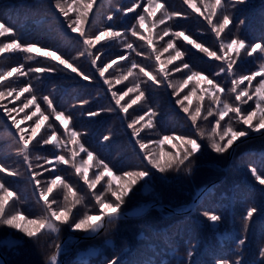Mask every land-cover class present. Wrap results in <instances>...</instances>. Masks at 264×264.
I'll list each match as a JSON object with an SVG mask.
<instances>
[{
	"label": "rangeland",
	"instance_id": "obj_1",
	"mask_svg": "<svg viewBox=\"0 0 264 264\" xmlns=\"http://www.w3.org/2000/svg\"><path fill=\"white\" fill-rule=\"evenodd\" d=\"M260 11L264 0H0L3 256L29 248L43 256L50 251L47 264H140L113 232L141 243L148 227L140 216L130 217L131 228L116 229L108 222L124 217L111 216L92 237L99 240L77 242L136 192L117 175L119 162L137 159L145 166L126 176L139 174L147 189L149 173L159 168L171 175L167 160L177 167L194 156L189 151L213 153L217 143L227 147L228 180L219 190L244 215L227 240L233 251L227 260L238 261L249 250L264 261V240L253 242L264 236V158L248 149L235 156L241 144L264 136L257 135L264 132ZM218 96L213 111H225L206 118V98ZM143 97L162 107V113H151L157 126L147 129L149 117L138 112ZM163 112L166 123L175 118L174 132H162L156 119ZM252 143L264 151V140ZM234 188L238 200L231 199ZM144 204L125 212H138ZM186 213L194 220L183 221L185 233L193 222L230 233L227 213ZM205 245L195 242L190 262L206 257ZM150 262L181 263L178 257L169 263L151 257L144 264Z\"/></svg>",
	"mask_w": 264,
	"mask_h": 264
},
{
	"label": "trees",
	"instance_id": "obj_2",
	"mask_svg": "<svg viewBox=\"0 0 264 264\" xmlns=\"http://www.w3.org/2000/svg\"><path fill=\"white\" fill-rule=\"evenodd\" d=\"M263 12L264 11H260V13ZM194 65L197 66L196 64ZM143 98V106H138V112H141L144 117H149L146 118L148 125L145 128L147 129L150 124H155L157 126L156 122L152 121L153 116L151 117V113L154 110H156L158 114L162 113V107L157 104L156 100L151 101L146 100L145 98L147 97ZM206 100L209 103L206 104L207 111H205L207 115L204 114V116L207 118L208 115L211 116L213 114H216L217 118H219V115L223 111H225H213L214 105H217L219 103V96L216 100H212L208 97L206 98ZM230 100L231 99L228 98V102ZM215 109L217 110L218 108L216 107ZM210 110H212V112H210ZM165 117L166 113L163 112V114L159 115L156 119V121L161 122L160 126L162 132L166 130L168 131L170 129L172 130L169 132H174L176 123L175 118L173 117L172 119H170V122L168 124L165 121L167 119ZM161 119H163V122L161 121ZM214 123H217V129H222V125L219 120H215ZM157 130L160 131L158 127ZM144 135H148V133H144ZM144 138H152L151 141L154 142L155 137L146 136ZM254 140H264V136L248 140L245 143L241 144L238 147L235 156H239L241 153H245V150L248 149L256 153L258 155V158L263 159L264 154H262V152L264 151H261L259 148L253 145L252 142H254ZM250 144H252L254 148L249 147ZM215 145L216 150L213 153H207L201 150L195 152L189 151V153H192L194 156L190 158V161L188 163H181L177 167L173 166L174 164L170 159L167 160V157L164 158L167 160L166 167L171 175H168L167 173H165V171L159 168L157 172L149 173L151 176V181H146L147 189L144 188V182H142L143 180L139 178V174H137V176L132 179H127L126 176V171L138 172L139 170H143V167L145 166L142 165L141 167V165L138 164L137 159H135L134 161H130V159L120 161L119 165L121 164V167H119V172L117 173V175H121V181H126L128 184H132V187L136 190V192L133 194V196L128 193L126 197H123L122 203L115 206H117L120 211H127L141 205L142 203H147L149 201H158L160 203L170 204L172 207L177 209L185 208L192 201L195 190L198 187L205 183L218 179L224 173L223 164L225 165L227 163L225 155L227 147L225 145L222 146L217 143H215ZM177 155L175 156L177 157ZM250 160L252 162L255 160L253 155L250 156ZM147 172L153 171L148 170ZM226 178L227 175L223 177L210 190V192L205 195V198L202 199L194 208H196L197 210H204V208H209L211 210L218 209L219 211H221V214L227 213L230 220V233H219L217 232V230H215V227L210 225L208 227V225L206 224L204 225L205 228L202 229L200 228V225L198 227L196 222L189 224L190 227H186L185 233L183 221L187 220V218L188 221L194 220L193 218H190V215H187L188 213L177 214L158 208H152L139 217L140 220L143 221L148 227V232L146 233L145 240H143L141 243H137L135 241H133L132 243V238L130 237L131 235L128 233L117 231L113 232H116L117 235L115 236L117 238L123 240V248H130L129 251H131V258L140 257V264H144L151 257H155V259L158 261L163 260L164 262L168 263L174 258L178 257L182 264H193V262H190L192 255L190 254V251L192 249V246H195V242H198L201 245L203 243H207V245H205V247H203V250L201 251L206 253L205 255L207 258L205 257L202 259H198V257L201 256L200 255L195 260V264H220V262L222 261H227V264H263L264 261L257 257V253H251L249 250H247L246 253L247 255L249 254V256L240 257L238 261L227 260L229 259V255L233 253V251L230 249V245H228L227 243V240H232L233 236L231 233L236 228V226L240 227L239 223H236L235 220L239 217L241 224L244 215L242 214L241 208H237L239 207L238 204H235L236 208L234 207V201H228L227 204L225 203V199L222 195L223 191L219 190V188L222 182H226L228 180ZM238 196V190L235 191L234 188L233 193H231V199L233 197V200H238ZM227 206L231 208H227ZM130 221H132L131 218H120L117 220L109 221L108 224L114 226L115 229L117 227L126 226H129L131 228V224L134 223ZM61 234L63 236L65 235V232L60 233L59 237H61ZM98 237L88 239V241L99 240L97 239ZM208 237L210 238V240ZM254 237L255 238L253 242L255 244L260 245L263 243L264 236L261 235ZM150 240L151 242H148ZM142 245L144 249L142 248ZM27 247L28 243L20 247L22 249L21 252ZM241 249L242 248L238 249L236 253ZM5 252V259L8 264H47L51 257L50 251H43L46 254L45 256H43L40 252L31 254L29 248L27 249V251L23 252L21 255H17L16 257H14L11 252ZM15 252L19 251L15 250ZM208 260H211V262L209 263ZM128 262L129 264L131 263L129 259ZM152 262H150V264Z\"/></svg>",
	"mask_w": 264,
	"mask_h": 264
},
{
	"label": "water",
	"instance_id": "obj_3",
	"mask_svg": "<svg viewBox=\"0 0 264 264\" xmlns=\"http://www.w3.org/2000/svg\"><path fill=\"white\" fill-rule=\"evenodd\" d=\"M263 133L264 132H259L257 135L259 136V135H261ZM255 135L256 134H253L251 136H255ZM216 182H218V181L204 184L200 188H198L196 193H195V195H194V199H193L192 204L189 205V207H187L184 210H176L169 204H163V203H159L157 201H152V202L144 204L138 212H134V213L121 212V211H118V210L110 211V212L106 213L103 216L102 225H100L99 229L95 233L79 236V237H77L78 238L77 241H80V240H83V239H90V238L94 237L96 234H98L103 229V227H104L105 223L107 222V220L110 219L111 216H114V215H118V216L125 217V218L126 217H138V216H141V215L145 214L151 208H162V209H166L168 211L176 212V213L186 212V211L190 210L191 208H193V206L203 197V195L205 193H207V191L210 190V188L212 186L215 185ZM0 256H1V259H2V264H7L5 258L2 256L1 252H0Z\"/></svg>",
	"mask_w": 264,
	"mask_h": 264
}]
</instances>
